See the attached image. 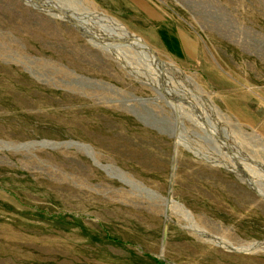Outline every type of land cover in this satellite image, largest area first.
Returning a JSON list of instances; mask_svg holds the SVG:
<instances>
[{"label":"rangeland","instance_id":"rangeland-1","mask_svg":"<svg viewBox=\"0 0 264 264\" xmlns=\"http://www.w3.org/2000/svg\"><path fill=\"white\" fill-rule=\"evenodd\" d=\"M34 1L0 0V264H264V0Z\"/></svg>","mask_w":264,"mask_h":264},{"label":"bare ground","instance_id":"bare-ground-1","mask_svg":"<svg viewBox=\"0 0 264 264\" xmlns=\"http://www.w3.org/2000/svg\"><path fill=\"white\" fill-rule=\"evenodd\" d=\"M27 2L36 5V1H34V0H27ZM49 6H51V5H49ZM40 7H41L42 11H44L46 13H50V10H51L52 12L57 14L56 16H59V17H62V18L69 20L77 29H79V30L81 29L83 32L87 33V31L85 29L90 28L89 25H87L83 22H80V21H82L81 19L79 20L78 18L77 19L73 18V16H75V15L69 16L71 13L70 11H64L65 12L64 13V12L56 11L55 10L56 8L53 6H51L53 9L48 7L50 10L48 8H44L43 6H40ZM86 16H88V15H86ZM94 16L97 19L98 23L100 24V27L94 26V29H97L100 33H102L98 39V41L100 43L105 44L106 46H112V45L108 44L107 42H105V33H107V35L110 38H112V39L116 38L117 40L116 39L115 40L122 43L124 46L130 47L131 49H134L139 54H143L146 57V62L151 64L152 67H155L156 70L160 74H161L162 70H164L165 67L169 68V70L171 72L180 73V70L174 64L166 63V62L162 61L160 58H158L157 53L150 46H148L143 40L136 37L134 34H131L130 32H128V30L122 24H120L118 21L112 19L111 17L103 15V14H94ZM90 36L95 37V34H91ZM153 71H154V68H153ZM232 171L234 173H236L239 178L244 180V182H246L251 189L258 192L261 196L264 197V191H262V189H260L257 186L256 181L250 175L239 172L235 169H232Z\"/></svg>","mask_w":264,"mask_h":264},{"label":"trees","instance_id":"trees-1","mask_svg":"<svg viewBox=\"0 0 264 264\" xmlns=\"http://www.w3.org/2000/svg\"><path fill=\"white\" fill-rule=\"evenodd\" d=\"M115 242H117V241H115ZM118 243V242H117Z\"/></svg>","mask_w":264,"mask_h":264}]
</instances>
